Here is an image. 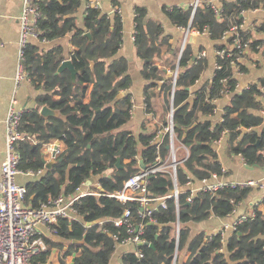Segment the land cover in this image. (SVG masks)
Here are the masks:
<instances>
[{"label": "trees", "instance_id": "trees-1", "mask_svg": "<svg viewBox=\"0 0 264 264\" xmlns=\"http://www.w3.org/2000/svg\"><path fill=\"white\" fill-rule=\"evenodd\" d=\"M37 1L42 15L38 23L40 40L53 41L71 34V44L81 64L73 81L68 69L58 73L64 60L61 46L41 50L28 43L24 47V70L41 94L38 108L26 110L22 115L20 129L26 136L18 143L20 169L44 172L27 184L25 203L38 208L51 198L74 194L82 184L98 177L101 189L95 188V191L99 194L84 196L77 205L80 221L61 219L55 230L58 238L71 242L66 255L76 253L74 264H110L117 244L129 236L126 227L116 226L115 221L127 209L133 212L135 224L141 220L136 203H122L106 194L120 191L129 178L141 171L142 165L154 166L158 151L164 158L168 156L170 139L168 134H163L168 117L152 133L136 136L129 130L131 95H120L130 88L132 81L128 75L129 61L116 57L123 30L118 14L89 7L83 26L79 27L73 14L82 0ZM262 8L264 0H221L220 6L204 2L195 10L174 7L166 12L173 25L207 31L217 42V50H225L223 57L217 56V65L221 67L216 68L215 79L193 94L189 88L207 69L206 58L197 56L194 60L193 47L188 43L176 69L179 49L169 43L161 23L146 20V8H137L135 45L138 56L145 61L142 74L154 83L164 82L166 115L173 107L177 140L189 149V157L177 170L178 184L183 191L189 175L197 181L212 174L228 175L223 172L215 145L224 137L229 155L242 157L250 166L264 167V118L258 113L264 106V79L260 88L252 84L236 92V75L244 71V65L233 48L234 36L228 34L234 26L243 23L245 11ZM262 31L264 25L258 27V32ZM241 35L244 41L251 42L247 50L262 51L264 55V39L247 31H241ZM247 50L240 54L241 58L247 55ZM164 69L177 70L175 84L173 76L164 75ZM88 88L91 91L86 102ZM227 94L231 98L222 121L214 123L205 119L215 114L216 100ZM44 105L58 110L60 117H42L40 108ZM147 105L150 108L148 97ZM55 142L61 148L56 163L47 169L44 150ZM118 159L121 167L117 166ZM148 180L150 198L166 196L173 190L169 173L157 172ZM251 192L250 187L226 186L216 192H199L192 203L187 201L188 194L184 192L179 198V211L174 199H168L166 208H154V221H144L145 244L136 247L143 250V257L135 249L122 254L120 264H172L177 222L180 224L179 256L183 250L191 252L185 264H264V198L252 206L255 215L226 237L219 233L210 236L205 231L191 234L192 224L233 214ZM96 220L101 223L86 226ZM45 240L46 250L33 261L45 262L52 247L57 245L48 237ZM62 264L67 263L63 260Z\"/></svg>", "mask_w": 264, "mask_h": 264}, {"label": "crops", "instance_id": "crops-1", "mask_svg": "<svg viewBox=\"0 0 264 264\" xmlns=\"http://www.w3.org/2000/svg\"><path fill=\"white\" fill-rule=\"evenodd\" d=\"M204 2H210L217 6L221 5V0H102L103 13L114 14L115 12L113 8L115 7H118L121 11L118 15L121 17L123 24L122 43L116 57H125L129 61L128 75L132 84L128 90L122 91L120 96L123 97L127 93L131 95L133 105L129 130L134 135L137 136L141 133H152L155 128L159 129L162 126L166 116L169 117L166 115L168 107L166 106L164 82L157 81L154 83L147 80L142 74L145 61L138 56L135 45V16L137 8H146V20L161 23L165 30V34L168 36L169 43L173 45V48L179 49L176 69L179 67V62L186 44L190 43L192 45L195 53L194 60L197 56L202 58L201 53L205 54L203 58H206L208 67L202 76L196 80L195 85L189 88L193 94L199 88L208 85L215 79L217 68V42L210 38L207 31L200 32L192 30L190 27L182 28L173 25L166 12L174 7L183 10L193 7L195 10L197 8L194 7L196 4L198 6ZM23 6L24 0H0V40L2 43L0 46V179L2 164L6 155V119L11 99L15 97L17 100V108L26 111L38 108V96L41 94V91L35 87L27 74L21 80H17L20 55V16ZM87 6L88 0H82L81 5L73 14L79 27L83 26V18ZM243 19V31L250 32L254 36L264 39V31L258 32V27L264 25L263 8L245 11ZM188 29H190V33L187 35ZM186 36L187 42L183 45ZM28 43L37 45L41 50H48L56 45L61 46L63 48L64 60L72 59V56L76 54L74 52V46L71 44V34L53 41H41L40 38H30ZM241 61H243L244 71L238 72L236 75L238 80L236 92L248 88L252 84L257 85L260 88L262 86L261 81L264 79L263 52L247 50V55L242 58ZM80 64L81 59L78 57L74 60V65L78 70ZM163 72L166 77H172L175 71H172V69H164ZM153 83L155 85H152ZM90 91L91 88L86 90V102L89 101ZM147 97L150 99V108L147 105ZM230 98L231 95L227 94L224 97L217 99L215 114L205 119H209L214 123L222 121L225 114V107L229 104ZM258 113L264 118V106ZM131 129L134 130L132 131ZM55 143L53 145H55ZM215 145L219 160L228 173L227 176L220 178V180L229 182L254 180L258 181L259 185L252 187V192L249 198L245 202L239 204L234 214L225 218L211 217L205 222L192 224V236L202 231H205L206 234L210 236L217 234L220 232L224 224L234 223L242 215H252V213H254L252 206L264 198V167L250 166L242 157L229 155L227 153L226 137L221 138L215 143ZM176 147L177 151L179 148L180 152H182L180 155H177L179 160L183 161L187 154L184 148L186 146L177 140ZM59 148H61V146ZM44 152L46 156L45 160H47V162L50 161L53 156L49 147H46ZM140 163L143 164L141 160ZM141 169L143 168L141 167ZM43 173V170H41V173H38V171L34 172V175L23 172L17 176V181L27 187V184L30 181L34 180L36 177H41ZM95 188L101 189L98 177H93L85 183V186H83L84 190L95 191ZM80 217L77 221H80ZM40 230L44 233L45 238L48 237L57 245L52 247V251L45 262L34 260V264H62L63 260L67 264H71L74 259V254H76L73 252L71 255H66L67 252H70L71 242L58 238L56 234L49 233L45 227H40ZM229 234L230 232H227L226 236ZM73 242L76 243L75 241ZM135 249L136 246L133 244L118 243L110 264H120L122 254ZM190 255L191 252L188 250L181 251L177 264H185Z\"/></svg>", "mask_w": 264, "mask_h": 264}, {"label": "built area", "instance_id": "built-area-1", "mask_svg": "<svg viewBox=\"0 0 264 264\" xmlns=\"http://www.w3.org/2000/svg\"><path fill=\"white\" fill-rule=\"evenodd\" d=\"M95 8L102 11V0H88L87 8ZM197 7V4L194 6ZM114 12L120 14L118 7L113 8ZM41 7L37 0H24L23 10L20 16V55L17 72V80L25 77L26 72L23 66L24 47L28 44L30 38H39L40 31L38 23L41 18ZM187 30V35L190 33ZM243 31V24L236 25L228 33L234 37V45L238 51V60L241 61V55L250 47V41H244L241 35ZM136 40V37H135ZM187 42V36L184 44ZM2 45L0 40V46ZM225 50H217L216 55L223 57ZM202 57L205 56L201 53ZM230 55V54H228ZM220 68L221 66H218ZM173 82L175 84L177 78V70L173 73ZM264 92V86L262 87ZM17 100L15 97L11 99L10 107L6 119V155L2 164L1 179H0V264H34L33 259L41 252L46 250L47 243L44 233L40 227H45L51 234H56L55 226L61 219H68L76 221L80 217L78 203L80 199L88 195H98L99 192L92 190H84L82 184L77 188L76 192L71 195H60L56 198H51L43 203L38 208L25 205L26 196L28 193L27 187L18 183L17 176L23 171L20 169L21 156L18 152V143L25 138V134L20 129L23 110L17 108ZM173 107L169 112V123L164 128L163 134H168L169 154L165 158L160 151L157 152L156 163L154 166L141 169V171L131 178H129L120 191L106 194L113 197L122 203L133 202L138 206V218L141 220L139 224L134 223L133 212L130 209L125 210L123 216L115 221L116 226H125L129 234L120 243L133 244L136 247L145 244L142 239L144 233V221L153 220V211L155 207H167V200L174 199L177 211H179V198L184 192H187V201L192 203L199 192H216L226 186L231 187H256L259 185L258 181L249 180L245 182L222 181L218 174H212L210 178H204L200 181L194 180L191 175L187 177L186 190L183 191L178 184L177 170L178 166L189 157V150L185 148L187 154L183 161H180L177 155L176 141L177 136L174 130L173 123ZM54 146L49 147L53 153ZM59 150L57 151V155ZM157 172L169 173L173 181V190L170 194L150 198L148 196L149 176ZM223 172H227L224 168ZM34 175V172H27ZM41 173V170L38 171ZM141 194L143 196H141ZM237 210V208H236ZM233 212V214L236 212ZM255 213H252L254 216ZM247 215L240 216L234 223L224 224L218 232L223 237H226L227 232L237 230L238 225L247 220ZM179 234L180 224L176 225V249L173 256L172 264H177L179 257ZM117 240L119 238L117 237ZM139 257H143V250L136 249Z\"/></svg>", "mask_w": 264, "mask_h": 264}, {"label": "water", "instance_id": "water-1", "mask_svg": "<svg viewBox=\"0 0 264 264\" xmlns=\"http://www.w3.org/2000/svg\"><path fill=\"white\" fill-rule=\"evenodd\" d=\"M87 35L90 36L89 33H87ZM76 59H77V56H76V54H74L72 56V59H65V60H63L62 63H61V65L59 66L58 73L61 72V71H63V70H65V69H68L71 72V74H72L73 81H75L76 80V76H77V74L79 72V70L74 65V60H76ZM40 115L42 117L48 119L50 117H60L61 114H60V112L58 110H53V109L49 108L48 106L44 105L40 109ZM59 147H60V143L59 142H56L55 143V146H54V151L52 153L53 158L50 161H48V162H47V160H45L46 167L48 169H51L52 166L56 163V161H57L56 160L57 151L59 150ZM120 161L121 160L118 159V163H117V166L118 167H121ZM142 168L145 169L146 166L145 165H142ZM141 196H143V195L141 194ZM100 222H101L100 220H96L94 222H88L86 224V226H93L95 224H100ZM75 256H76V254H74V259H73V262L71 264H74Z\"/></svg>", "mask_w": 264, "mask_h": 264}, {"label": "rangeland", "instance_id": "rangeland-1", "mask_svg": "<svg viewBox=\"0 0 264 264\" xmlns=\"http://www.w3.org/2000/svg\"><path fill=\"white\" fill-rule=\"evenodd\" d=\"M132 125H133V124H132ZM132 125H131V128H132ZM134 129H135V128H134ZM134 129H133V130H134ZM131 130H132V129H131ZM133 130H132V131H133ZM177 146H178V144H177ZM180 153H182V152H180V150H179V148H178L177 154L180 155Z\"/></svg>", "mask_w": 264, "mask_h": 264}]
</instances>
